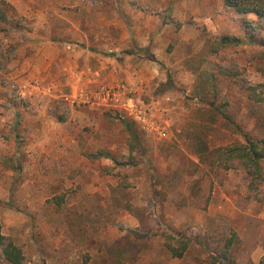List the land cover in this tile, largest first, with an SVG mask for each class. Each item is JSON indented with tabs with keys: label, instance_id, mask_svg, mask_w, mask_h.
Here are the masks:
<instances>
[{
	"label": "rangeland",
	"instance_id": "rangeland-1",
	"mask_svg": "<svg viewBox=\"0 0 264 264\" xmlns=\"http://www.w3.org/2000/svg\"><path fill=\"white\" fill-rule=\"evenodd\" d=\"M5 2L0 233L26 264H82L86 254L90 264H228L198 239L216 250L229 237L235 264L264 259V178L251 194L248 170L215 162L244 133L264 137V101L249 98L250 87L264 92V16L224 0ZM214 5L221 30L201 19ZM156 27L166 36L153 46L134 42ZM229 35L240 43L212 51ZM227 67L238 75L219 72ZM109 86L120 87L119 103L100 99ZM122 119L143 133L141 153ZM170 230L192 238L182 258L164 245Z\"/></svg>",
	"mask_w": 264,
	"mask_h": 264
},
{
	"label": "trees",
	"instance_id": "trees-1",
	"mask_svg": "<svg viewBox=\"0 0 264 264\" xmlns=\"http://www.w3.org/2000/svg\"><path fill=\"white\" fill-rule=\"evenodd\" d=\"M227 6L235 8L241 14L254 13L259 17L264 16V0H225ZM8 23L7 4L5 0H0V29H6ZM4 25V26H3ZM240 43V39L236 37L223 36L219 40L212 43V51L216 52L220 47L235 46ZM260 59L264 58V50L256 55ZM219 72L225 74L238 75V69L231 67L220 68ZM212 77H215L214 75ZM209 80L214 83L213 78ZM249 98L256 101H264V92H258L257 86L249 88ZM121 122L129 131L132 138L130 147L131 149L138 148L141 153L143 133L136 127V123L133 120L122 119ZM19 123V120H18ZM245 142L235 143L232 145L218 147L215 150L216 158L215 162L218 166L225 170L245 168L248 170L251 176L250 189L251 194L259 187L260 181L264 178V137L253 139L249 134L244 133ZM130 163H135L133 156H129ZM5 162L12 169L20 170L21 165L18 163V159H5ZM13 194V192H12ZM54 201L57 205L61 206L65 201L64 194L57 195L54 197ZM131 233L135 234L137 238H141L142 234L137 231ZM164 245L170 252L172 257L182 258L187 252L192 238L177 230L166 231L163 234ZM234 237L226 239L223 246L216 250H212L209 244L201 242L199 243L210 252V255L217 261L226 262L228 264H235V261L230 256L229 248L234 242ZM0 248L4 257V260L8 264H26V255L21 246L16 244L13 240H7V237L0 233ZM82 264H90V255L86 254L83 258ZM253 264H264V259L260 260L259 263Z\"/></svg>",
	"mask_w": 264,
	"mask_h": 264
},
{
	"label": "crops",
	"instance_id": "crops-1",
	"mask_svg": "<svg viewBox=\"0 0 264 264\" xmlns=\"http://www.w3.org/2000/svg\"><path fill=\"white\" fill-rule=\"evenodd\" d=\"M224 2H225V0H224ZM225 4H226V2H225ZM213 7L214 8L210 11V14L206 13L204 17H201V19H202V21H205L207 24L209 23L212 26H216V25L219 26L220 25L219 29L221 30V25H223L222 22H224V20H222V18L225 16L217 15L216 5H214ZM227 7H229V6H227ZM230 8H231L230 10H232V11L234 10V8H232V7H230ZM226 17H228L227 13H226ZM246 17H248V19H257L258 16L254 13H249V14H247ZM181 21L183 22L184 20L182 19ZM225 30H226V28H225ZM164 31H165V29H162L161 31H159L158 27H156L154 30L147 31V34L141 33L140 36L133 34L132 37L134 38L133 39L134 42L137 43L138 45H140V47H146V46H151V44L154 41L156 42L157 40L163 39L166 36V35H164V37H163ZM144 37H146V38H144ZM152 46H153V44H152ZM89 72L92 73L91 70H89ZM78 76L82 77V75L80 76V74H78Z\"/></svg>",
	"mask_w": 264,
	"mask_h": 264
},
{
	"label": "built area",
	"instance_id": "built-area-1",
	"mask_svg": "<svg viewBox=\"0 0 264 264\" xmlns=\"http://www.w3.org/2000/svg\"><path fill=\"white\" fill-rule=\"evenodd\" d=\"M68 49L76 48L78 47V44L76 43H67L66 46ZM119 92L120 87L116 86H109L107 88H104L102 90V95L100 94V99H103L104 101H113L115 103H119ZM126 109L129 110V114L132 115L135 119L141 121L142 123L146 122V112L142 108L133 107L132 104L128 103L126 104ZM161 132V131H160ZM163 135H166L165 132L162 131Z\"/></svg>",
	"mask_w": 264,
	"mask_h": 264
}]
</instances>
